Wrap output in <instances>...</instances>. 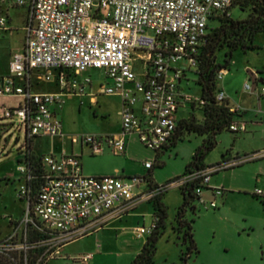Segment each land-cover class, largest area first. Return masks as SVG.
<instances>
[{
    "label": "built area",
    "instance_id": "2783aa9c",
    "mask_svg": "<svg viewBox=\"0 0 264 264\" xmlns=\"http://www.w3.org/2000/svg\"><path fill=\"white\" fill-rule=\"evenodd\" d=\"M0 1L26 8L29 21L23 51L12 54L9 75L0 83V96L20 97L22 103L16 109L4 108L1 118L19 120V132L24 134L23 148L26 149L35 137L61 136V123L51 108L61 107L63 93H72L81 87L77 75L100 70L111 85L101 87L99 94L121 98V132L72 139L87 146L90 154L96 156L106 150L124 155L125 139L135 133L146 148L162 151L176 130L175 114L179 106L197 100L183 93L180 85L186 72L195 69V56L205 36L208 19L226 12L235 0ZM5 26V18L0 17V28ZM135 57L144 68L140 79L133 69ZM39 69L47 71L46 80H50L51 70H55L58 94L31 92L30 74ZM225 73V69L218 71L216 81ZM82 82L88 84L90 79L85 77ZM261 84L257 92L264 97V81ZM244 90L254 93L256 87L247 82ZM216 99L226 100L224 92L219 90ZM138 102H141L140 117L133 112ZM229 111L238 112L236 108ZM229 129L242 132L245 127L234 123ZM27 152L17 164L22 178L19 195L26 203L27 215L41 223L46 241L57 249L91 235L115 213L132 209L141 200L149 201L169 186L178 188L201 180L195 193L197 203L202 205L207 204L203 201L204 186L212 196L221 198L223 195L222 188L209 187L211 175L220 167L192 170L174 182L152 191L147 188L146 193L136 195L134 189L139 185L133 182H144L142 178L87 177L82 175L77 156L57 158L47 154L39 158L45 175L30 208L29 184L33 174L26 162ZM157 162L155 159L154 163L145 162L143 166L150 170ZM253 195L264 200V189H255ZM208 207L216 209L217 204L211 201ZM152 230L153 224L149 228L138 227L134 233L143 237ZM91 258L92 254H85L80 260L86 262Z\"/></svg>",
    "mask_w": 264,
    "mask_h": 264
},
{
    "label": "rangeland",
    "instance_id": "374dc122",
    "mask_svg": "<svg viewBox=\"0 0 264 264\" xmlns=\"http://www.w3.org/2000/svg\"><path fill=\"white\" fill-rule=\"evenodd\" d=\"M248 12H252V9L249 8ZM230 15L234 19L243 17L238 7L232 8ZM10 16L16 30L13 36L0 34V71L5 68L7 47L19 48L25 33L23 27L25 25L26 10L23 8H14L10 10ZM215 24V22L208 21L209 30L213 29ZM26 26H28V23ZM253 45L255 46L254 48L239 49L233 53V60L229 71H226L224 76L217 80L218 88H221L220 83L224 79L232 80V78L237 77H243L251 86L248 73L250 68L257 67L258 71L262 73L260 78L264 80V32L255 37ZM224 55L225 50L217 51L215 53L216 63L223 64ZM133 69L140 79L144 68L136 57L133 61ZM195 79L194 71H188L180 85L184 93L192 99L199 97V87L196 86ZM261 85L259 83L257 88L259 89ZM242 87L243 83L240 88H237L236 93L231 92L233 98L242 94ZM39 90L47 93H59L58 89L48 84H42ZM244 93L246 95L255 94L247 91ZM256 94H258L257 91ZM258 100L254 96V103L252 105L254 109L246 113L244 122H249L250 117L251 122H259L264 117V98ZM19 103H22L20 97L0 96V113L4 108H18ZM99 103L100 107L105 105L109 107L115 106L106 97L100 98ZM247 104L248 102L246 101L245 105ZM193 112L194 114L191 115L190 119L195 118V120H198L199 116L197 117L196 115H199V112L196 109ZM190 113L192 112L189 104L181 106L176 115L177 122L182 119H187ZM57 118L66 136L80 137L89 135L92 134V130L94 129H99L100 133L98 134L105 135L102 133L104 129L113 128L117 124V118L114 113L103 120L100 117V113H97L95 117L91 107H82L80 111L75 99L66 104L63 111L58 113ZM248 125L250 129V124ZM20 128V123L17 118L3 119L0 117V247L12 246L19 253L27 252L26 256L28 257L30 248L33 249V254H35V251L41 252V255L34 263L41 264L43 263V259L47 262L53 261L52 259L56 258L55 252L59 249L46 241L42 225L36 222L32 215H27V208L23 203L24 199L19 195L20 180L22 178L17 171V163L14 158L17 156L18 151L23 149L25 141L23 132H19ZM258 130H263L261 139L256 140L254 143L242 140L243 132L231 133L228 130H223L217 134L215 147L205 157L206 166L216 167L217 164H221V157L228 150H232L233 154H238L239 158H242V150L253 146V144L264 145V124ZM202 139L201 136L188 134L174 148L167 150L161 155L159 161L163 166L156 167L153 170V182L161 187L180 178L186 166L191 161L192 152L201 146ZM71 141L73 142L74 140L70 139L66 141L65 147L67 150L78 151L79 148L76 142H73V145H71ZM128 146L129 151L125 157H121V155L119 157H107L105 154L90 157V154H88L89 158H84L82 161L83 174L86 173L87 166H95L103 169L119 166L125 168V173L131 176L129 178H143L147 175V170L144 168L143 163L149 161L154 163L155 153L152 149L146 148L140 143L137 133L133 134V139ZM221 177V174H217L211 179L218 178L221 180ZM19 178L21 179L19 180ZM133 183L138 184L144 190L147 189L145 182L136 180ZM213 185L214 183H210V187ZM203 201L207 204L194 203L196 213L188 210L184 216L186 220L191 222L194 240L198 248V256L196 258L191 257L188 263L264 264V206L251 201L247 197L238 195L231 196L226 204L221 205L220 197L212 196V192H203ZM211 201L216 202V209L208 207ZM161 202L167 211V218L165 220L166 228L158 241L154 264H178L182 247L176 243L173 226L176 224L177 212L183 203V196L176 186H169L164 192ZM149 208L150 205L145 202L140 210L143 212L147 211V209L149 210ZM252 226L255 228V231L248 237L247 231ZM32 236L38 237L40 241L37 244H33L32 247H29L27 242ZM260 239L263 240V246H260ZM93 246L94 242L91 236L82 237L68 243L63 255L66 257H75L93 249ZM110 250L115 252L118 249L111 247ZM71 263L70 259L62 260V258H58L52 262V264ZM100 264L119 263L113 253Z\"/></svg>",
    "mask_w": 264,
    "mask_h": 264
},
{
    "label": "crops",
    "instance_id": "0c3cea01",
    "mask_svg": "<svg viewBox=\"0 0 264 264\" xmlns=\"http://www.w3.org/2000/svg\"><path fill=\"white\" fill-rule=\"evenodd\" d=\"M14 8H22V7L13 6L10 2L0 1V17H4L6 21L5 28H0V34H7L9 36L14 35L16 29L13 26L12 18L10 16V10H13ZM23 9L26 10L25 25L23 27V31L25 32L24 38L21 41L19 48L7 47V51L5 55V68L4 70L0 71V83L4 82L5 78L8 77L9 75V62L12 54L22 52L24 48V41H25L27 29L29 28V21H28V10L26 8ZM27 23L28 26H26ZM232 60L230 62V65L232 64ZM230 65L226 70L227 72L229 71ZM51 72H52V77L50 78V80H46L45 79V75L47 73L46 70L44 69L34 70L29 77V83H30L29 88L31 92L47 93L39 90L42 84L52 85L55 89H58L59 92V87L56 78L57 74L55 70H51ZM94 72L96 73L93 74ZM248 73L252 75V78L255 80V83H257V85L262 81H264L262 78H260L262 73L258 71L257 67L250 68V71L248 70ZM85 77H88L90 79V83L85 84L82 82ZM76 80L81 85V87L77 88L75 92L72 91V93H66V94L63 93L61 95V99L63 100L61 107L57 108L53 106L51 108V110L55 113L56 118L58 113L60 111L61 112L63 111L66 104L75 99L80 111L82 107L85 106L91 107L92 113L95 115V117L97 116V113H100V117L103 120H105L111 114L114 113V115L117 118L116 126L113 128H106L103 130L102 133H104L105 135H118L121 132V118H120V112L122 108L121 98L117 95L108 96V95L99 94V89L104 86H110L111 82L105 78L103 72L100 70H88L83 74L77 75ZM242 83H243L242 94H239L235 98H233L231 92L233 91L236 93L237 88H240L242 86ZM245 83H247V81L243 77L232 78V80L224 79V81L220 83L221 88L218 89L224 92L229 108H236L237 111L241 113L240 118L236 119L237 123H241L245 127L244 131H242L244 135L241 139L244 141H249L254 143L256 140L261 139L263 130H258V129L264 123L262 122V119L259 122H251V117L249 118V122H244V119L246 113L251 112V110L254 109V107L252 106L254 103V96L257 97V100L263 99L264 97H260L258 94H256V92H254L255 94L252 95L251 94L246 95L244 93ZM255 87L257 91L258 88L257 86ZM102 97L103 98L106 97L110 102H113L115 106L109 107L108 105H105L103 107L102 106L100 107L99 99ZM246 101L248 102L247 105H245ZM183 105H186V103H183L181 106ZM181 106H179V108ZM179 108L175 114L176 122H177L176 115L179 111ZM260 108H258V110H260ZM194 110H195L194 108L191 109L192 113H190L189 116L194 114L193 112ZM133 112L136 116L138 117L141 116V102H138L133 107ZM196 116L198 117L199 115ZM0 117H1V113H0ZM248 124H250V129L248 128L249 126ZM61 132L62 135L58 137L50 138L45 136H38L33 138L31 144L28 146L27 149L23 148L22 150L20 149L18 151L17 156L14 158L15 162L18 164L20 161H22L24 159V153L26 151L30 152L33 158H40L43 155H47V154H53L57 158H60L62 155H74L77 156L81 162L82 175L84 176L87 177L116 176L123 180H127L129 179V177H131L128 176V173H125L126 172L125 168L119 166H115L109 169L98 168L95 166H87V169L85 171L86 173L83 174L82 161L84 158L85 159L89 158L88 155L90 154L89 148L81 144L80 142H77L76 144L77 147L79 148L78 151L74 152L72 150L71 151L67 150V148L65 147L66 141L73 139L74 137L77 136L64 135V130L62 125H61ZM98 133H100L99 129H94L92 130V134L89 135H100ZM202 138H203L202 139L203 142L205 137ZM132 139H133V134L126 137L125 139L126 152L124 155H121V157L126 156L127 152L129 151L128 144H130ZM72 143L73 142L71 141V145H73ZM194 152H192L191 154L192 156ZM241 153L243 154L242 158H239L238 154H233L232 150H228L225 152V154L222 155L221 164H217L216 166V167H220L219 170L215 171L211 175L212 178L217 174H221L222 176L221 180H219L218 178L210 179L209 187H210V183H214V185L211 186L212 188L220 187L223 189V197L220 198L221 205L226 204L231 196L238 195L241 197L242 196L247 197L251 201L255 203H259L260 205L264 206V202H262L260 199L256 198L253 195V191L255 189H264V145L253 144V146H250L242 150ZM103 154L107 155V157H113V156L119 157V155H114L109 150H106ZM258 154H260V156H255ZM90 157H92L91 154ZM233 162H235L236 164L231 165V163ZM203 163L205 167L208 169L216 168V167L206 166L205 159ZM20 179L21 178H19V180ZM20 185H22V180H20ZM146 192L147 191L140 188V186H137L134 189V193L136 195H141ZM204 192H211V191L204 190ZM145 202L148 205H150L147 200H141L132 209H129L119 214L115 213L113 216L110 217L108 222L102 228L89 235L92 237V241L94 242L93 249L88 250L87 252L75 257L72 256L66 257L63 255L65 252V247L67 245L66 244L55 253L56 258L55 259L53 258L52 259L53 261H50L49 263L54 262L58 258H62V260L70 259L72 262L71 264H100L103 263L105 259H107L114 253L115 257L118 259L119 264L120 263L131 264V262L134 260L136 255L140 252L147 237L146 235L143 237H138L134 233V230L138 227L149 228L152 226L153 223L152 206L150 205V208L149 210L147 209V211L141 212L140 210L142 209L143 203ZM23 203L26 205L25 201ZM254 231L255 228L253 226L250 227V230L247 231V236L248 237L251 236ZM259 242H260V246H263V240L260 239ZM111 247L118 250L112 252L110 250ZM85 254H92V258L86 262H82L80 258ZM197 256L198 254L194 256V258H196Z\"/></svg>",
    "mask_w": 264,
    "mask_h": 264
},
{
    "label": "trees",
    "instance_id": "16d2710c",
    "mask_svg": "<svg viewBox=\"0 0 264 264\" xmlns=\"http://www.w3.org/2000/svg\"><path fill=\"white\" fill-rule=\"evenodd\" d=\"M234 7L240 9L243 17L239 19L231 17L230 10ZM249 8L252 9V12H248ZM208 21L215 22L216 24L211 30H209L207 24L205 36L202 38L198 47V53L195 56V69L193 71L196 78L195 84L199 87V97L196 101L189 104L191 109L194 108L199 112L198 120H195V118L190 119V115L188 119L177 122L176 130L168 144L161 152H154L155 159L158 162L152 169L147 170V175L142 178L147 184V188L151 191L158 188L153 182L152 173L156 167L163 166L159 161V157L167 150L174 148L186 135L195 134L205 138L201 146L195 150L182 177L189 174L192 170L206 168L203 162L207 153L215 147L217 134L223 130H228L231 133H239L231 131L229 127L237 123L236 119L240 118L241 113H231L226 100L218 101L216 99V94L219 91L216 74L220 70L228 69L235 51L255 47L253 45L255 37L264 32V0H235L226 12L215 14ZM219 50H225L224 61L221 65L216 63L215 60V53ZM26 162L29 170L33 174V180L29 184L31 208L43 183L45 172L40 163V159L33 158L30 152L26 153ZM201 184V180H194L182 187H178L183 196V203L178 209L176 224L173 226L176 243L182 247L178 264H189V259L198 254L191 222L186 220L184 216L188 210L196 213L194 203L198 201V197L195 190ZM203 189L209 190L206 186ZM163 194L164 192H159L148 201L153 208V230L147 235L140 252L131 264H154L157 244L166 228L165 220L167 218V211L161 202ZM261 201L264 202V200ZM35 221L41 225L39 221ZM39 241L38 237L32 236L27 244L29 247H32L33 244H37ZM29 251L30 254L28 257L26 256L27 252L19 253L12 246H2L0 247V264H34L41 255V252L35 251V254H33V249L31 248ZM42 261L43 263L41 264H52V262L49 263L45 259Z\"/></svg>",
    "mask_w": 264,
    "mask_h": 264
},
{
    "label": "water",
    "instance_id": "95a60500",
    "mask_svg": "<svg viewBox=\"0 0 264 264\" xmlns=\"http://www.w3.org/2000/svg\"><path fill=\"white\" fill-rule=\"evenodd\" d=\"M250 83L252 84V87H255V80L252 78V75L249 74Z\"/></svg>",
    "mask_w": 264,
    "mask_h": 264
}]
</instances>
